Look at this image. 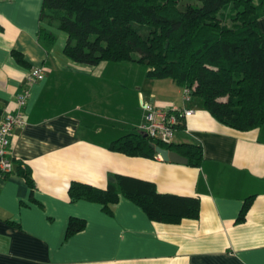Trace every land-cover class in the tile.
Wrapping results in <instances>:
<instances>
[{"label":"crops","instance_id":"crops-1","mask_svg":"<svg viewBox=\"0 0 264 264\" xmlns=\"http://www.w3.org/2000/svg\"><path fill=\"white\" fill-rule=\"evenodd\" d=\"M43 2L0 0V122L30 90L26 125L8 152L14 172L0 183V264H264V126L235 131L201 99L186 101L173 80L148 78L147 69L117 74L121 66L112 63L70 60L67 34L41 21ZM260 25L264 33V16ZM41 29L55 41L40 39ZM38 67L47 75L30 84L27 76ZM145 105L194 110L173 144L201 145L199 167L111 149L141 133ZM117 176L152 183L161 195L197 199L199 217L156 221L122 195L108 210L71 201L73 183L107 190ZM72 218L86 226L67 237Z\"/></svg>","mask_w":264,"mask_h":264},{"label":"trees","instance_id":"trees-1","mask_svg":"<svg viewBox=\"0 0 264 264\" xmlns=\"http://www.w3.org/2000/svg\"><path fill=\"white\" fill-rule=\"evenodd\" d=\"M263 16L264 0H44L41 21L67 34L64 53L70 60L91 66L138 62L148 78L171 79L192 89L219 123L249 132L264 126ZM39 38L55 41L44 29ZM156 147L178 153L194 167L203 160L201 145H167L142 133L111 149L154 158ZM69 195L72 202L100 203L107 210L122 195L156 221L179 223L200 213L197 199L161 195L152 183L122 176L107 190L73 183ZM251 204L247 200L238 222L245 220ZM85 226L72 218L67 237Z\"/></svg>","mask_w":264,"mask_h":264},{"label":"built area","instance_id":"built-area-1","mask_svg":"<svg viewBox=\"0 0 264 264\" xmlns=\"http://www.w3.org/2000/svg\"><path fill=\"white\" fill-rule=\"evenodd\" d=\"M47 75V69L38 67L33 69L27 76L30 84H35L44 80ZM193 95V90L184 89V99L189 101ZM30 97V90L25 89L22 94L17 97V111L7 114L0 122V183L14 172L13 162L8 158V152L12 144V139L16 130L26 125L24 119V108ZM146 111L145 124L140 126L139 130L152 140L162 142L167 145L173 144L175 134L183 121L194 114V110L190 109H173L166 111L145 105Z\"/></svg>","mask_w":264,"mask_h":264},{"label":"water","instance_id":"water-1","mask_svg":"<svg viewBox=\"0 0 264 264\" xmlns=\"http://www.w3.org/2000/svg\"><path fill=\"white\" fill-rule=\"evenodd\" d=\"M155 151L157 155L165 162H172V163L182 164V165H187L189 163L187 158L179 155L176 152L169 151L161 147H156Z\"/></svg>","mask_w":264,"mask_h":264},{"label":"rangeland","instance_id":"rangeland-1","mask_svg":"<svg viewBox=\"0 0 264 264\" xmlns=\"http://www.w3.org/2000/svg\"><path fill=\"white\" fill-rule=\"evenodd\" d=\"M139 57V54H135V58L137 59ZM113 65H117V66H121L118 67V71H116L115 73L117 74H135L142 71L146 70V67L143 65L138 64H131V63H115Z\"/></svg>","mask_w":264,"mask_h":264}]
</instances>
